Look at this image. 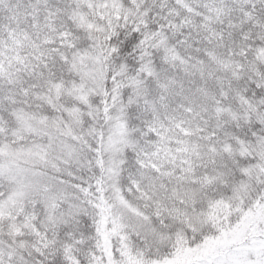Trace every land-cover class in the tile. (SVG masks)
<instances>
[{
	"label": "snow or ice",
	"instance_id": "snow-or-ice-1",
	"mask_svg": "<svg viewBox=\"0 0 264 264\" xmlns=\"http://www.w3.org/2000/svg\"><path fill=\"white\" fill-rule=\"evenodd\" d=\"M0 264H264V0H0Z\"/></svg>",
	"mask_w": 264,
	"mask_h": 264
}]
</instances>
